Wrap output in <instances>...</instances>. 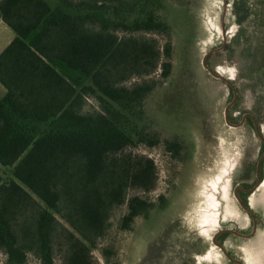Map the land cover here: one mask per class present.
Here are the masks:
<instances>
[{
	"label": "trees",
	"instance_id": "trees-1",
	"mask_svg": "<svg viewBox=\"0 0 264 264\" xmlns=\"http://www.w3.org/2000/svg\"><path fill=\"white\" fill-rule=\"evenodd\" d=\"M0 0V17L15 37L0 52V251L5 264L33 253L53 264V239L67 243L65 264H92L88 235L101 237L109 210L128 188L155 186L153 160L125 153L158 138L142 127L144 103L158 81L133 77L171 71L172 44L144 34L168 35L165 0ZM121 33V34H120ZM134 33H141L138 37ZM90 95L99 110L83 111ZM173 154L180 143L165 141ZM160 204L163 205V202ZM73 230L61 225L60 206ZM153 204L132 196L121 228ZM81 235V238L76 235ZM115 264V263H114Z\"/></svg>",
	"mask_w": 264,
	"mask_h": 264
},
{
	"label": "rangeland",
	"instance_id": "rangeland-1",
	"mask_svg": "<svg viewBox=\"0 0 264 264\" xmlns=\"http://www.w3.org/2000/svg\"><path fill=\"white\" fill-rule=\"evenodd\" d=\"M45 1L51 7L60 5L58 0ZM165 2L162 16L170 26L169 34L144 35L160 44L171 41L169 76L160 78L158 70L124 82L131 85L146 78L158 81L144 103L145 121L139 123L158 138V143L151 147L136 143L124 149L125 153L153 160L155 186L150 191L128 188L125 202L109 210L104 234L97 238L88 235L84 242L90 246L92 264H224L211 238L224 224L242 217L235 206L233 187L245 162L255 159L260 140L246 124L234 127L225 123L224 108L232 99V91L204 68L202 58L209 50L220 48L207 57V64L235 86L238 102L230 108V116L257 112L262 117L260 134L264 136V0ZM3 89L0 84V99ZM98 110L97 101L85 96L83 111ZM167 140L178 141L180 153L168 151ZM0 174L14 178L13 167L0 165ZM263 182L264 178L256 194L264 203ZM132 196L153 206L124 230L120 222ZM67 213L61 205L55 216L61 225L73 230L63 217ZM240 223L246 226L247 218ZM261 233L264 235L263 230ZM228 243L246 263L248 245L234 243L231 238ZM236 244L245 249L239 250ZM66 249L59 231L53 239V264H65ZM207 250L210 254L203 259ZM258 253V263L264 264V247ZM5 260L0 251V264ZM24 264H39V260L28 253Z\"/></svg>",
	"mask_w": 264,
	"mask_h": 264
},
{
	"label": "flooded vegetation",
	"instance_id": "flooded-vegetation-1",
	"mask_svg": "<svg viewBox=\"0 0 264 264\" xmlns=\"http://www.w3.org/2000/svg\"><path fill=\"white\" fill-rule=\"evenodd\" d=\"M221 80L232 91V99L224 108L225 123L234 127L245 124L250 126L258 135L260 146L255 159L245 162L240 170L239 180L236 181L233 187L235 206L242 214L241 220L244 221V218H247V225L243 226L240 223L241 220L233 219L230 223L224 224L212 236L211 243H216V247L221 251L223 259L226 261L224 264H247L242 254L230 249L231 244L228 243V239H233L234 243L247 244V249L254 254L260 252L264 247V235L261 233V230L264 231V203L260 195L256 194L264 178V136L260 134L262 117L257 112H238L239 116L233 113L232 115L236 118L231 117L229 110L238 102V93L232 82V84H229L224 79ZM228 225H231V227ZM235 247L239 250L245 249V247L237 244ZM208 253L209 250L204 252L202 258L206 259Z\"/></svg>",
	"mask_w": 264,
	"mask_h": 264
},
{
	"label": "crops",
	"instance_id": "crops-1",
	"mask_svg": "<svg viewBox=\"0 0 264 264\" xmlns=\"http://www.w3.org/2000/svg\"><path fill=\"white\" fill-rule=\"evenodd\" d=\"M0 32L2 33V37L0 38V52L9 44V42L15 37V32L1 19L0 17ZM4 88V87H3ZM1 91V90H0ZM6 90L3 89V95ZM2 93V92H1ZM1 95V94H0ZM1 96V98L3 97Z\"/></svg>",
	"mask_w": 264,
	"mask_h": 264
},
{
	"label": "water",
	"instance_id": "water-1",
	"mask_svg": "<svg viewBox=\"0 0 264 264\" xmlns=\"http://www.w3.org/2000/svg\"><path fill=\"white\" fill-rule=\"evenodd\" d=\"M220 48H215V49H211L209 50L202 58V65L204 66V68H206L213 76L220 78V79H224L226 82H228L229 84H232L231 81H229L227 78L223 77L222 75L214 72V70L212 68L209 67V65L207 64V57L212 53L215 52L217 50H219ZM215 242V241H214ZM216 244V243H214Z\"/></svg>",
	"mask_w": 264,
	"mask_h": 264
},
{
	"label": "bare ground",
	"instance_id": "bare-ground-1",
	"mask_svg": "<svg viewBox=\"0 0 264 264\" xmlns=\"http://www.w3.org/2000/svg\"><path fill=\"white\" fill-rule=\"evenodd\" d=\"M263 184H264V182H263ZM203 227H204V226H203ZM261 251H262V250H261ZM245 252L247 253V259H246L247 264H259V263H258V258L255 256L256 254L250 252L249 250H246ZM209 254H210V251H209L208 255H209ZM207 258H208V257H207Z\"/></svg>",
	"mask_w": 264,
	"mask_h": 264
}]
</instances>
